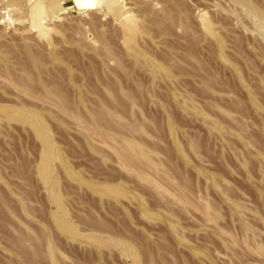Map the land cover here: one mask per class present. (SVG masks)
<instances>
[{"label":"rangeland","instance_id":"rangeland-1","mask_svg":"<svg viewBox=\"0 0 264 264\" xmlns=\"http://www.w3.org/2000/svg\"><path fill=\"white\" fill-rule=\"evenodd\" d=\"M0 264H264V0H0Z\"/></svg>","mask_w":264,"mask_h":264},{"label":"bare ground","instance_id":"bare-ground-1","mask_svg":"<svg viewBox=\"0 0 264 264\" xmlns=\"http://www.w3.org/2000/svg\"><path fill=\"white\" fill-rule=\"evenodd\" d=\"M30 2V1H29Z\"/></svg>","mask_w":264,"mask_h":264}]
</instances>
